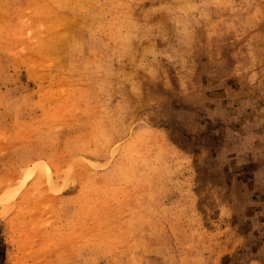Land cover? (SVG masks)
<instances>
[{"label":"rangeland","instance_id":"obj_1","mask_svg":"<svg viewBox=\"0 0 264 264\" xmlns=\"http://www.w3.org/2000/svg\"><path fill=\"white\" fill-rule=\"evenodd\" d=\"M0 264H264V0H0Z\"/></svg>","mask_w":264,"mask_h":264}]
</instances>
